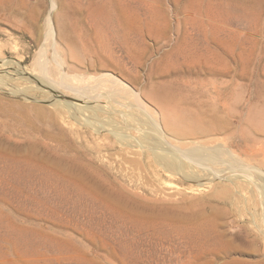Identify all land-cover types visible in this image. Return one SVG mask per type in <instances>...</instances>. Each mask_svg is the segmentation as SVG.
Segmentation results:
<instances>
[{"label": "rangeland", "instance_id": "obj_1", "mask_svg": "<svg viewBox=\"0 0 264 264\" xmlns=\"http://www.w3.org/2000/svg\"><path fill=\"white\" fill-rule=\"evenodd\" d=\"M235 1L0 0V49L5 61L23 60L28 69L38 62L52 67L62 52L72 73L88 77L111 74L129 86L154 115L174 122L177 128L198 127L200 119V126L215 129L209 122L219 120L226 128L218 137L221 143L236 160L264 172V0ZM117 15L124 23L119 28L121 52L125 19L132 15L133 55L110 67L88 69L98 50L94 42L98 25L104 19L108 28L113 27ZM49 24L53 25L56 45L48 41ZM60 32L62 38H58ZM23 98L0 88V138L4 135L0 145H27L7 143L8 133L2 122L26 132L41 127L53 115L64 130L63 140L71 146L66 156H83L85 162L90 159L94 169H101L106 187L119 196L120 202L199 213L196 224L202 230L194 233L185 225V235H170L162 241L125 233L120 223L99 216L95 201L82 198L74 202L73 191L59 185L51 174L19 156L0 154L1 236L27 238L31 244L37 239L35 232L43 231L67 239L84 253L94 251V243L108 241L116 249L111 250L117 264H264V237L259 231L264 229V209L244 180L223 182L231 191V202L222 195L213 197V186L201 188L170 176L150 156L128 153L112 134L97 132L55 112L40 97L28 101ZM22 103L45 108L44 122L33 111H24L19 105ZM40 152L55 154L43 149ZM132 159L136 161L133 165L127 162ZM90 210L95 212L92 218ZM92 230L98 236L89 232ZM8 249L2 252L7 251L8 258L14 259L15 251ZM3 262L0 258V264L11 261Z\"/></svg>", "mask_w": 264, "mask_h": 264}, {"label": "bare ground", "instance_id": "obj_2", "mask_svg": "<svg viewBox=\"0 0 264 264\" xmlns=\"http://www.w3.org/2000/svg\"><path fill=\"white\" fill-rule=\"evenodd\" d=\"M235 2L242 4V0ZM127 16L125 31L122 32L125 38L123 42L124 52L120 51L118 42L120 38L119 28L124 25L120 15L116 16V23L111 28H108L102 19L101 25L97 27L98 35L94 38L98 50L94 52L95 59L89 63L88 69L110 67L116 62H120L125 56L133 55L134 22H131L133 20L132 15ZM52 26L50 25L47 29L48 41L56 45ZM62 36L63 34L60 32L58 38H62ZM66 40H68L67 37ZM60 53L61 55H57L53 60L55 64L52 67L36 62L35 68L28 69L23 65V60L5 61L0 49V88L11 94L23 96L25 101L36 100L38 97L44 99L55 112L63 116L68 115L77 123L87 125L97 132L105 131L112 134L116 142L131 155L150 156L158 166L170 173V176L172 174L182 178V180L197 183L201 188L213 186L211 193L213 197L222 195L231 202L233 199L231 191L227 186H223V182L233 184L238 180H244L260 199L259 205L264 209V172H259L257 168L239 162L238 158L236 160L232 151L221 143L222 141L218 137L226 131L223 123L211 119L209 123L216 128L205 129L200 126L203 122L199 119V125H196L198 127L177 128L174 122L154 115L140 102L139 96L129 86H124L120 80L111 74L105 73L99 77H88L86 74L72 73L62 52ZM130 99L133 101L132 104ZM19 105L24 111H33L35 117L42 118V120L47 113L46 109L39 105L32 107H28L24 103ZM48 118L50 120L41 127H32L31 130L29 129L30 131L26 132H20L2 122L3 129L7 130L6 133H8L5 136L7 143L13 145L24 143L27 145L9 147L1 144L0 154L17 158L19 156L23 162L51 174L59 185L73 191V199L71 200L74 202L80 201L82 198L95 201L99 207L97 209L99 216L113 220L112 223H120L126 228L125 233L143 234L162 241L170 235H185L188 232L185 225H189L188 227L194 233L201 232L202 227L199 226L200 224H196L199 213L190 210L188 212V210L183 209L174 212L175 208L171 212L172 210L170 211L168 207L167 209L161 207L154 210L148 205L129 206L120 202L119 196L113 194L106 187V182L100 172L101 169H94L90 159L85 162L86 158L84 159L83 156H66L67 149L69 150L71 146L68 141L63 140L64 130L58 125L53 115ZM181 122L184 123L185 121L181 119ZM205 137L207 138L206 141L197 140ZM21 138L23 140L25 138V140L23 141ZM43 139H47L53 145L45 143ZM42 149L55 154L44 155L40 152ZM60 153L65 154L60 155ZM127 162L131 165L136 163L134 159ZM176 205L178 206V204ZM184 208L186 207L184 206ZM220 208L224 212V207L221 206ZM93 211H89L91 218L95 215ZM226 211L225 213H227ZM223 212L221 216H223ZM208 223L210 226L212 225L211 222ZM259 231L264 237V229ZM89 232L94 236L93 230ZM35 233L37 239L31 244L27 238L8 236L7 234L6 236L0 235V242L8 245L3 247V244H0V258H3L6 263L11 261L10 264H117L114 256L116 249L111 247V243L108 241L99 245L94 243L92 249L94 251L84 253L80 252L67 239L51 237L48 236L49 233L43 231ZM95 236H98V233ZM3 248L6 250H9L8 248L13 249L15 251L14 259H9L8 252H2ZM98 251L102 254L96 253ZM93 253L95 254L93 255Z\"/></svg>", "mask_w": 264, "mask_h": 264}]
</instances>
